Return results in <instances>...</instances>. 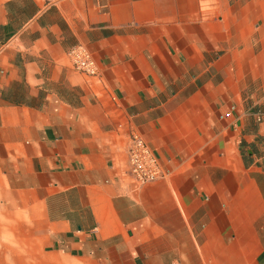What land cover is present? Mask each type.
Returning a JSON list of instances; mask_svg holds the SVG:
<instances>
[{
  "label": "crops",
  "instance_id": "crops-1",
  "mask_svg": "<svg viewBox=\"0 0 264 264\" xmlns=\"http://www.w3.org/2000/svg\"><path fill=\"white\" fill-rule=\"evenodd\" d=\"M0 264H264V0H0Z\"/></svg>",
  "mask_w": 264,
  "mask_h": 264
},
{
  "label": "built area",
  "instance_id": "built-area-1",
  "mask_svg": "<svg viewBox=\"0 0 264 264\" xmlns=\"http://www.w3.org/2000/svg\"><path fill=\"white\" fill-rule=\"evenodd\" d=\"M66 53L75 70L91 75L97 73L94 59L83 45L74 44L67 49ZM126 173L136 185L162 176L157 156L153 153L143 136L134 129L128 132Z\"/></svg>",
  "mask_w": 264,
  "mask_h": 264
}]
</instances>
